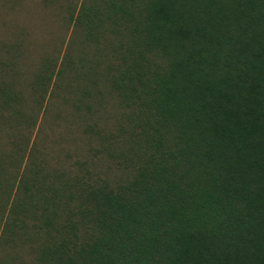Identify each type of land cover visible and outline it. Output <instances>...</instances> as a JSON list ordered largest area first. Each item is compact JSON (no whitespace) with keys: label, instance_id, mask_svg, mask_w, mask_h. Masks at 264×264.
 <instances>
[{"label":"trees","instance_id":"1","mask_svg":"<svg viewBox=\"0 0 264 264\" xmlns=\"http://www.w3.org/2000/svg\"><path fill=\"white\" fill-rule=\"evenodd\" d=\"M76 13L121 108L97 150L116 172L91 159L22 175L15 192L0 180V247L33 251L3 264H264V0H84Z\"/></svg>","mask_w":264,"mask_h":264},{"label":"rangeland","instance_id":"2","mask_svg":"<svg viewBox=\"0 0 264 264\" xmlns=\"http://www.w3.org/2000/svg\"><path fill=\"white\" fill-rule=\"evenodd\" d=\"M83 1L0 0V180L13 192L22 175L70 173L80 160L93 159L102 175L116 172L97 150L100 131L116 126L121 108L99 80L107 64L99 43L72 16ZM4 90L16 99L5 103ZM6 197L0 204L9 206ZM21 245L5 242L0 264L11 250L31 261L33 251Z\"/></svg>","mask_w":264,"mask_h":264}]
</instances>
